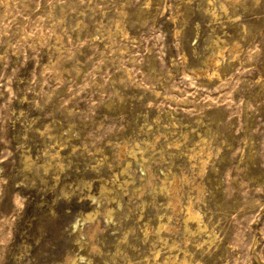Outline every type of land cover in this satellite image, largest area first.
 <instances>
[{
    "label": "rangeland",
    "instance_id": "1",
    "mask_svg": "<svg viewBox=\"0 0 264 264\" xmlns=\"http://www.w3.org/2000/svg\"><path fill=\"white\" fill-rule=\"evenodd\" d=\"M0 264H264V0H0Z\"/></svg>",
    "mask_w": 264,
    "mask_h": 264
},
{
    "label": "bare ground",
    "instance_id": "2",
    "mask_svg": "<svg viewBox=\"0 0 264 264\" xmlns=\"http://www.w3.org/2000/svg\"><path fill=\"white\" fill-rule=\"evenodd\" d=\"M186 209H187V208H186ZM191 210H192V209H191ZM187 211H188L187 213H188L189 215H193V212H191L189 209H188ZM188 214H187V215H188ZM194 214H195V213H194ZM196 214H197V213H196ZM196 214H195V215H196ZM189 215H188V216H189ZM193 216H194V215H193ZM193 218H194V217H193ZM198 227H199V226H198Z\"/></svg>",
    "mask_w": 264,
    "mask_h": 264
}]
</instances>
